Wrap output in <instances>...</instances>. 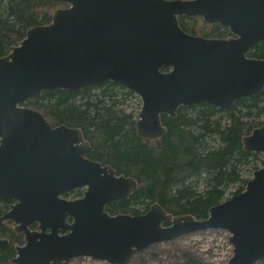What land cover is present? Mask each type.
Wrapping results in <instances>:
<instances>
[{"label":"water","instance_id":"obj_1","mask_svg":"<svg viewBox=\"0 0 264 264\" xmlns=\"http://www.w3.org/2000/svg\"><path fill=\"white\" fill-rule=\"evenodd\" d=\"M57 1L67 6L0 56V199L12 201L0 226L11 221L24 239L11 262L68 264L88 256L128 264L154 243L210 228L229 233L227 264L264 260V165L203 219L174 215L159 203L140 214H110L106 204L127 199L135 179L87 157L80 128L52 126L24 105L43 91L111 81L141 99L137 136L160 138L161 115L175 117L180 105L227 108L264 88V59L246 55L264 39V0ZM179 16L201 17L231 35L190 34ZM242 143L264 156V124ZM79 188L80 197L64 196ZM7 244L0 237V248Z\"/></svg>","mask_w":264,"mask_h":264},{"label":"trees","instance_id":"obj_2","mask_svg":"<svg viewBox=\"0 0 264 264\" xmlns=\"http://www.w3.org/2000/svg\"><path fill=\"white\" fill-rule=\"evenodd\" d=\"M65 6L57 0H0V56L18 45L29 28L48 24L52 12ZM178 23L194 35H231L227 27L206 23L198 16H179ZM246 55L264 59V39ZM131 96H135L132 91L105 81L77 90L43 91L24 104L39 110L52 126L80 128L89 143L87 157L135 179L137 188L127 199L106 204L110 214H140L159 203L174 215L203 219L227 193L245 188L248 171L264 164L262 153L247 152L242 143L245 135L264 124V88L236 99L227 108L208 103L180 105L175 117L161 115L165 133L150 140L136 134L137 113L127 109ZM81 192L76 189L64 196ZM11 203L0 199V215ZM0 237L8 240L0 248V264H14L11 259L16 255V246L24 242L23 234L6 221L0 226ZM172 264L200 263L185 254ZM255 264H264V260Z\"/></svg>","mask_w":264,"mask_h":264},{"label":"rangeland","instance_id":"obj_3","mask_svg":"<svg viewBox=\"0 0 264 264\" xmlns=\"http://www.w3.org/2000/svg\"><path fill=\"white\" fill-rule=\"evenodd\" d=\"M127 104V109L136 112L138 118V113L142 104L140 97L136 94L135 96H131V98L128 99ZM262 165L258 164V168ZM252 175V170L248 171L246 174L249 179L252 177ZM79 189H81L83 192V188ZM82 192L78 196L71 193L65 197H80ZM230 195L231 194L227 193L226 197ZM31 228L33 229V227ZM228 237L229 233L223 229L210 228L191 232L181 235L170 241L157 242L148 246L143 251L137 253L136 257H133V259L128 264H172L173 262L181 261L185 254L191 256L200 264H227L228 259L232 255V245L229 242ZM68 264L110 263L106 261L95 260L88 256H80L71 259Z\"/></svg>","mask_w":264,"mask_h":264},{"label":"bare ground","instance_id":"obj_4","mask_svg":"<svg viewBox=\"0 0 264 264\" xmlns=\"http://www.w3.org/2000/svg\"><path fill=\"white\" fill-rule=\"evenodd\" d=\"M67 194V193H66ZM65 195V194H64Z\"/></svg>","mask_w":264,"mask_h":264}]
</instances>
